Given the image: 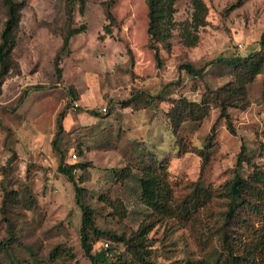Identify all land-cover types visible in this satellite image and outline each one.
Returning a JSON list of instances; mask_svg holds the SVG:
<instances>
[{
	"label": "rangeland",
	"instance_id": "obj_1",
	"mask_svg": "<svg viewBox=\"0 0 264 264\" xmlns=\"http://www.w3.org/2000/svg\"><path fill=\"white\" fill-rule=\"evenodd\" d=\"M19 1L24 8L13 51L16 66L0 90V264L46 262L59 247L71 249L80 264H91L81 246L75 187L59 172L61 162L83 166L75 180L95 212L100 233L92 238L94 254L105 244L124 253V244L110 236L130 237L143 222H152L147 242L158 262L214 261L228 201L214 199L186 220H161L139 199V170L151 157L167 162L181 204L193 191L202 160L197 152L180 150L203 149L213 129L206 185L220 188L233 178L242 145L252 163L264 166V72L247 89V107L228 110L234 133L219 108L201 122L184 124L177 135L165 120L174 99L201 102L234 79L233 69L213 67L212 59L261 51L264 0H204L208 24L192 47L180 35L190 21V3L175 0L177 29L169 50L160 45L161 65L147 33L146 0H84V6L79 0ZM107 4L116 19L111 33ZM5 21L0 0V35ZM81 27L69 53H61L68 29ZM183 64L205 68L203 77L188 76ZM61 113L65 131L55 150ZM251 171L246 165L243 173ZM243 215L260 226L262 215Z\"/></svg>",
	"mask_w": 264,
	"mask_h": 264
},
{
	"label": "trees",
	"instance_id": "obj_2",
	"mask_svg": "<svg viewBox=\"0 0 264 264\" xmlns=\"http://www.w3.org/2000/svg\"><path fill=\"white\" fill-rule=\"evenodd\" d=\"M84 6V0H79ZM148 6V36L155 60L161 65L160 45L164 49H170L169 40L173 31L177 29L174 20L176 13L175 0H146ZM191 6L190 21L184 23L180 28V35L187 46H195L198 42L199 29L207 26L209 14L208 5L204 0H188ZM6 9V21L0 35V90L7 78L16 66L13 59V51L18 44V34L22 19L24 2L19 0H3ZM108 5V4H107ZM108 5L106 17L109 21L108 33L114 26L116 19ZM84 31L81 28H69L63 39L61 53H69L71 38ZM261 51H264V36L260 43ZM251 53L246 57L231 56L212 59L209 65L213 67H226L235 71L234 79L205 97L201 102L189 101L185 97L174 99L170 108L165 112V120L169 123L171 132L177 135L181 127L189 122H201L205 119L212 108H219L220 118L225 120L227 129L234 133L230 108L244 109L248 105L247 89L255 78L264 72V52ZM180 69L192 78H202L205 68L196 69L191 64H183ZM59 76L61 71H58ZM64 114L61 113L57 121V131L54 135L52 145L58 149V143L65 131L63 127ZM207 137V144L203 149L180 150L181 153H198L202 160L199 178L190 185L193 191L181 204L177 203L174 195L173 183L169 177V166L165 161L150 160L139 170V199L142 204L150 210L152 215L161 220L180 217L189 219L199 209L206 207L214 199L228 201L227 210L223 214V223L217 229V241L220 249L216 259H197L175 262L173 264H264V166L260 167L252 163L247 156V148L242 145L234 168L233 178L220 188L206 185L203 172L210 161V149L213 145V135ZM139 143H137L138 145ZM182 145V144H181ZM135 147L134 150H136ZM153 155V154H151ZM73 156V155H72ZM64 157L62 158V161ZM252 168L250 174L243 173L245 166ZM83 167L82 164L67 165L61 162L59 172L67 176L73 182L76 192V203L82 212L81 217V246L85 256L91 264H164L158 262L152 249L148 245V234L154 224L143 222L138 230L130 237L111 235L115 242L123 243L126 250L117 254L115 248L105 244V249L93 253L92 238L99 234V228L95 221L94 209L85 203L83 189L77 185L75 171ZM10 195L5 200L10 203ZM33 201V199H32ZM31 202V201H30ZM32 203V202H31ZM35 203V202H34ZM31 205V204H30ZM30 209V206H26ZM245 211H251L262 215L258 225L252 222V217L244 216ZM97 241V239H96ZM4 245V243L2 244ZM6 245V244H5ZM4 247V246H3ZM9 246H5L8 248ZM9 253V250L7 251ZM10 255V253H9ZM49 261V262H48ZM46 262L34 260L32 264H80L71 249L59 247L52 253ZM8 264H24L10 259Z\"/></svg>",
	"mask_w": 264,
	"mask_h": 264
},
{
	"label": "built area",
	"instance_id": "obj_3",
	"mask_svg": "<svg viewBox=\"0 0 264 264\" xmlns=\"http://www.w3.org/2000/svg\"><path fill=\"white\" fill-rule=\"evenodd\" d=\"M104 111H106V108H104ZM76 154H73V159H76Z\"/></svg>",
	"mask_w": 264,
	"mask_h": 264
}]
</instances>
